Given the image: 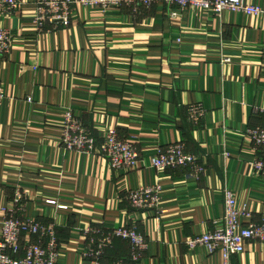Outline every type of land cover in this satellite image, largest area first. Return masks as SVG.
Wrapping results in <instances>:
<instances>
[{"label": "crops", "instance_id": "0c3cea01", "mask_svg": "<svg viewBox=\"0 0 264 264\" xmlns=\"http://www.w3.org/2000/svg\"><path fill=\"white\" fill-rule=\"evenodd\" d=\"M18 1V10L0 12V28L13 36L9 54L0 55L7 94L0 226L20 189L25 208L18 215L56 226L58 264H90L82 256L87 231L122 226H137L147 250L133 263L129 244L114 239L102 264H223L219 252L187 242L222 223L227 190L251 213L246 225L264 222V174L252 166L261 153L248 136L264 126V15L187 11L172 18L161 3L148 10L76 6L69 25L39 31L32 18L44 0ZM246 1L264 7V0ZM192 106L203 111L196 123ZM66 110L98 148L115 128L138 149L139 167L116 171L98 153L66 149ZM176 143L201 157L198 179L189 169L152 168V158ZM148 186L159 190L157 210L132 207L130 192ZM233 261L264 264V242L249 241Z\"/></svg>", "mask_w": 264, "mask_h": 264}, {"label": "built area", "instance_id": "2783aa9c", "mask_svg": "<svg viewBox=\"0 0 264 264\" xmlns=\"http://www.w3.org/2000/svg\"><path fill=\"white\" fill-rule=\"evenodd\" d=\"M163 4L169 9L172 18H178L183 12H212L216 15L228 11L248 17L264 15V7L248 3L246 0H44L32 18L33 25L42 31L46 26L58 23L69 25L73 10L76 6L99 8L102 10L121 9L129 7L151 9L157 4ZM21 7L18 0H0V12L11 14ZM13 44V36L8 28H0V55L9 54ZM7 98L4 85L0 82V106ZM203 115L199 106H192L189 110L191 122H198ZM62 143L70 151L83 154L98 153L107 158L113 170H135L139 167L141 156L134 144L122 140L115 128L109 129L104 142L98 148L92 134L85 127L82 120L72 110L63 113ZM248 136L256 152L261 157L252 166L255 172L264 174V126L248 130ZM201 157L187 153L183 144L176 143L161 150L151 160V166L157 171L175 169H189L192 177L198 179L205 168L200 164ZM25 194L19 189L14 200L15 206L5 209V217L0 226V264H58L60 242L56 226L44 225L35 220L22 218L19 213L24 211ZM129 201L136 209L157 210L161 196L157 187L148 186L133 190L129 194ZM56 204L55 201H50ZM225 215L222 223L211 232L189 239L190 247H202L209 253L219 252L223 264H235L234 258L245 253L249 241L264 242V222L246 225L245 218L251 213L238 205L235 193L227 190L225 193ZM89 244L82 256L90 264H102L106 251L113 245L114 239L126 241L130 246V261L138 263L148 248L146 238L137 226H122L102 232L101 229H90ZM26 238V242H23ZM36 241H35V240ZM112 264H126L124 260L114 261Z\"/></svg>", "mask_w": 264, "mask_h": 264}]
</instances>
